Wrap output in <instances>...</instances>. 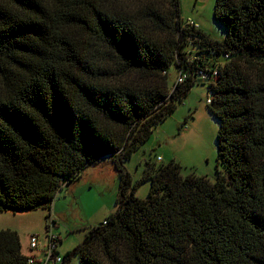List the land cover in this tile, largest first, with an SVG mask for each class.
Returning a JSON list of instances; mask_svg holds the SVG:
<instances>
[{
	"label": "trees",
	"instance_id": "obj_1",
	"mask_svg": "<svg viewBox=\"0 0 264 264\" xmlns=\"http://www.w3.org/2000/svg\"><path fill=\"white\" fill-rule=\"evenodd\" d=\"M214 17L223 39L179 0H0V213L51 209L110 157L118 209L62 264H264V0H216ZM196 84L219 120L215 180L148 162L138 197L124 162ZM28 258L1 229L0 264Z\"/></svg>",
	"mask_w": 264,
	"mask_h": 264
},
{
	"label": "rangeland",
	"instance_id": "obj_2",
	"mask_svg": "<svg viewBox=\"0 0 264 264\" xmlns=\"http://www.w3.org/2000/svg\"><path fill=\"white\" fill-rule=\"evenodd\" d=\"M215 2L216 0H179L180 15L185 20L192 18L212 37L223 39L226 30L214 17ZM173 76H176L175 69ZM207 104V86L194 85L177 102L172 114L156 125L150 139L124 162L134 183H138L135 191L138 197L147 198L151 182L139 180L143 177L148 162H160L158 155L161 154L166 155L165 162L172 159L179 161L184 174L195 172L215 180L219 120L210 112ZM119 190V171L112 158L106 157L86 166L80 177L65 185L58 192L51 209L0 213V230H17L24 251L29 255L43 257L42 247L47 240V227L51 226L53 232L61 237L58 249L59 255L63 257L83 242L90 226L101 223L117 211ZM49 214L51 217L48 218ZM32 235L40 237L39 249L34 251L29 249ZM67 264H80L78 255H72Z\"/></svg>",
	"mask_w": 264,
	"mask_h": 264
},
{
	"label": "built area",
	"instance_id": "obj_3",
	"mask_svg": "<svg viewBox=\"0 0 264 264\" xmlns=\"http://www.w3.org/2000/svg\"><path fill=\"white\" fill-rule=\"evenodd\" d=\"M184 23L188 26H192L194 28H199L200 25L194 21L192 18H188L184 21ZM216 74V72H214ZM200 76L202 77L203 80H207L209 78L208 74L204 71L200 72ZM187 75L186 74H180L178 78V82H183L186 79ZM211 99L208 98V102H210ZM159 160H161V157H158ZM104 223H107L105 220ZM59 236L55 234L52 230L51 226L47 227V240L45 245L42 248L43 252V257H37L35 255H29L28 258V263L29 264H37L36 260H39V264H53V263H62L63 257L59 255L58 252V247H59V242H58ZM39 243H40V237L39 235H32L30 237L29 241V249L31 251L39 249Z\"/></svg>",
	"mask_w": 264,
	"mask_h": 264
},
{
	"label": "crops",
	"instance_id": "obj_4",
	"mask_svg": "<svg viewBox=\"0 0 264 264\" xmlns=\"http://www.w3.org/2000/svg\"><path fill=\"white\" fill-rule=\"evenodd\" d=\"M165 156L166 155H158V157H161V161H164L165 160ZM46 243V242H45ZM44 246V245H43ZM43 248V247H42ZM23 252H24V254H26V255H28L29 256V254H27L25 251H24V247H23ZM35 256H37V257H40V256H38V255H36V254H34Z\"/></svg>",
	"mask_w": 264,
	"mask_h": 264
}]
</instances>
